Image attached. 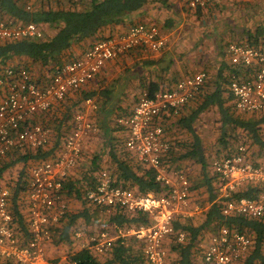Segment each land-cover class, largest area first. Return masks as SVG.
<instances>
[{
	"label": "built area",
	"instance_id": "2783aa9c",
	"mask_svg": "<svg viewBox=\"0 0 264 264\" xmlns=\"http://www.w3.org/2000/svg\"><path fill=\"white\" fill-rule=\"evenodd\" d=\"M190 9L206 8L214 0H175ZM240 2L248 0H237ZM36 0H27L26 10L33 11ZM42 29L33 22L19 23L0 16V40L40 38ZM167 39L155 25H132L125 33L95 42L79 57L60 65L49 77L39 81L27 69L6 68L0 73V158L14 152L45 148L52 143L50 129L36 123L35 116L51 109L66 96L89 83L107 61L132 49L139 48L157 54ZM232 65L249 69L244 75L233 72L229 91L238 111L259 113L264 116V44L253 47L236 42L226 49ZM206 74L203 71L178 80L171 89L158 90L149 96L142 92L132 106L115 117V123L124 137L123 147L141 166L155 172V180L165 191L139 193L116 185L111 174L102 169L97 180L84 190L85 199L95 206L110 210L124 208L130 212L147 213L151 224L136 226L114 233L103 229L89 235L86 245L95 254L111 250L118 235H132L143 241V264H168L165 242L173 233L175 218L189 219L202 211L191 202V182L183 170L167 169L166 161L171 142L163 122L167 115L179 116L183 106L201 89ZM81 109L73 113L67 127L61 132V143L51 158L31 162L27 169L20 207L27 223L28 237L23 242L13 230L10 211L11 189L0 185V264L11 259L16 264H48L47 246L53 229L67 211L63 186L69 172L80 159L86 143L96 131L89 116L97 110L94 98L82 101ZM250 153L240 144L232 155L214 158L216 201L223 215L264 216V165L250 161ZM258 184L262 192L256 198H235L234 193L246 184ZM81 231H75L76 238ZM184 239L179 233L178 241ZM251 239L234 228L220 226L208 237L202 250L201 264H236L247 253ZM51 264H77L67 257L57 258Z\"/></svg>",
	"mask_w": 264,
	"mask_h": 264
},
{
	"label": "trees",
	"instance_id": "16d2710c",
	"mask_svg": "<svg viewBox=\"0 0 264 264\" xmlns=\"http://www.w3.org/2000/svg\"><path fill=\"white\" fill-rule=\"evenodd\" d=\"M248 2L214 0L206 8L190 9L175 0H36L35 9L28 11L25 8L27 0H0L1 18H11L19 23L33 22L42 29L43 34L40 38L0 40V73L6 68L27 69L36 76L37 80H46L60 65L79 57L95 42L125 33L132 25L139 23L155 25L162 34L160 27L167 29L176 22L171 15L180 17L184 12L191 14L194 19L206 21L210 17L217 16L224 9L232 11L235 8L237 10V8L246 7ZM146 8L148 11H153L157 17H152L150 13L151 18L139 19L137 15ZM161 17L165 19L164 25H159ZM49 28L53 29L52 34L48 33ZM221 36L229 40L223 47L225 59L221 60L217 71L210 77L205 73L203 86L183 106L181 114L167 115L163 122L164 131L171 142V151L165 162L166 168L179 169L182 161L197 163L200 166L201 181L196 187H204L207 191V198L201 203L203 209L198 215L189 219L177 217L173 220L174 233L165 242L168 264H201L200 244L205 245L208 237L220 226L234 228L251 239L247 253L236 264H264V216L251 218L247 215L225 216L222 214L221 205L215 200L216 194L212 186L214 175L210 176L208 173V161L202 138L195 131V122L200 114L212 109L218 123L216 139L218 150L215 157L232 155L240 144H244L250 153V161L255 165H264V116L259 113L238 111L228 87L233 72L244 75L249 72V69L232 65L226 52L228 45L233 42L253 47L264 44V26L243 27L239 31L233 30L227 34L221 32ZM89 38L91 41L86 43L85 41ZM76 45L79 47V52L74 53L73 47ZM137 54L144 56V59L140 60L143 61V65L146 61H150L151 53L139 48L132 49L114 59L121 57L120 59L124 60V57H137ZM195 71H187L183 76L179 75L173 84L183 77L198 72ZM98 73L100 74V71ZM94 78L48 111L35 116L36 123L50 129L51 146L26 152H14L0 158V185L5 182L3 181L5 171L17 164L21 167L19 178L14 183L5 184L11 189L10 211L13 216V230L23 242L29 233L19 204V196L23 190L28 164L55 155L61 143V132L67 127L73 113L81 109L84 99L95 97L97 90H93L92 87ZM163 78L161 81L166 80L167 84L173 81L171 76L164 80ZM116 81L117 79L109 85L114 87ZM173 84L160 88L158 83L152 81L143 86L141 93L146 92L151 96L158 90L171 89ZM116 95L111 89H103L98 94L100 104L96 101L98 107L95 112V122L99 123L104 142L108 144L106 159L102 160L99 155H94L78 162L77 179L74 178V172L68 174L63 186L64 199L66 202L71 200L80 202L81 205L76 211L67 205L66 214L53 229L49 246L60 243L72 244V233L78 230V220L89 223L92 215L95 224L105 222L113 225L117 231L151 224L147 213L130 212L120 207H111L108 210L89 203L84 196L85 188L95 183L102 169H106L111 174L116 185L136 189L139 193L152 192L160 195L165 191V188L155 180V172L141 166L125 150L123 141L117 135V132L121 134L122 132H116L115 119L113 126L109 125L107 118L110 114H114ZM128 108L130 107H127L126 111ZM55 137L57 140H54ZM183 137L185 139H182ZM261 192L260 185L249 183L238 189L233 196L256 198ZM179 233L184 234L182 241L177 240ZM142 247L143 241L132 235L119 234L111 250L100 257L93 256L88 249L82 248L72 252L67 258L76 260L77 264H143ZM47 258L48 264H51L53 260ZM2 264L16 263L11 259H5L2 260Z\"/></svg>",
	"mask_w": 264,
	"mask_h": 264
},
{
	"label": "rangeland",
	"instance_id": "374dc122",
	"mask_svg": "<svg viewBox=\"0 0 264 264\" xmlns=\"http://www.w3.org/2000/svg\"><path fill=\"white\" fill-rule=\"evenodd\" d=\"M184 13V12H183ZM184 18H182V16L178 17L174 20L176 21L175 23L171 24L172 27L167 28L166 30L164 29V27H160L162 29V34L164 36L167 37V44H166V48L164 50H162L163 52L170 53V59H179V56H183L184 59L185 55L188 54L189 56L191 55L192 60H203L205 61V65L206 67L200 71H203L207 74L208 77L212 76L216 71L217 68L219 67L220 61L225 59V53H223V47L225 46V43L229 40L228 38L226 39L225 37L223 38L221 36V32H215L216 26L217 27H222V25H224L225 23H231L230 21L232 20L231 16H229V20L224 19L223 20V16L222 18H217L216 16L213 18H208L206 21L205 20H198V19H192V20H188L187 16H183ZM165 19L161 17V19L159 20L160 23L159 25H164V21ZM180 27H183L184 31L186 28L188 27H198V28H203L204 30L202 31V33H198L195 36H192L195 40H192L191 38H188V34L185 35H181L180 37ZM215 29H214V28ZM208 31V32H206ZM179 32V33H178ZM214 35V38H212V36ZM179 36V38H178ZM207 37V38H206ZM172 43L173 46H172ZM193 45V46H192ZM192 46V47H191ZM168 47H170V50L168 51ZM227 49V48H226ZM122 60V59H120ZM133 63H130L129 66L127 68H124V60L121 61V64L119 65V69H117V71L114 74V79H117V83L114 85V87L117 90H122V93L124 94V83H125V79L127 76L130 75V73H134L136 70L135 66H132ZM131 68V69H130ZM198 71V72H200ZM123 88V89H121ZM137 95H139V93H137L136 95H134L133 97L129 98L127 97V99H124V95L122 96V102H120L121 100H119L118 103H121L120 107L122 109H124V105L130 107V105H132L136 99H137ZM136 97V98H135ZM116 101H118V99H115ZM120 111V110H119ZM118 111V112H119ZM95 113H92L90 118H92V121L94 122L95 126H96V131L94 133H92V135H90L87 143H86V147L83 151L82 154V158L81 161L84 159H88L87 156L89 157H93L94 155H99V157H101V159L103 160L106 156L103 150L102 145H104L103 141V137H102V129L99 127V123L95 122ZM115 115L114 114H110L109 117L107 118V121L109 122V125L112 127L113 126V121L115 119ZM195 131L199 134V136L202 138V142H203V149L204 152L207 156V161H208V173L210 176L213 175V171L211 168V162L213 161L216 155V152L218 150V145L216 142L217 139V134H218V123L216 120V116H215V112L212 109H209L203 113L200 114L199 118L197 119V121L195 122ZM119 135V134H117ZM174 135V134H173ZM121 140L124 139V137H119ZM118 138V139H119ZM182 139H185L184 137ZM95 145V147H93L92 149L95 150V152H92V150L89 149V147H87V145ZM106 159V158H105ZM80 162V161H79ZM20 168V164L15 165L14 167H12V169L10 170V173L8 174H4L3 175V181L6 182L7 179H10L9 177L11 175H14L11 173V171L15 169V171H17L16 169ZM77 168V166L75 167V169ZM175 169V168H174ZM177 169V168H176ZM181 170H183V172L188 176L190 182H191V190L192 192L194 191V194L192 195V201L198 202V204L203 207V205L201 204L202 201L204 199L207 198V191L206 189L203 188H197L196 185L197 183H200L201 179H200V166L197 163H194L192 161H182L181 163V168H179ZM178 169V170H179ZM212 186L214 188V183L212 182ZM197 189V190H195ZM215 192V191H214ZM66 204L68 205V207L71 206V208L76 211L77 206H74L76 204V201L71 200L70 202L67 201ZM71 204V205H70ZM80 206V205H79ZM92 221H91V229H93L95 227V232L97 233L103 229H109L111 230L110 227L111 225L105 222H99L98 224H95L93 222V218L94 216H91ZM82 228V229H81ZM77 231H81L82 235L79 238H76L74 236V233H72L73 236V241H79L81 240L80 244H84L86 245L87 241H88V237L89 235H92L94 233L89 232L87 230V228H83L80 225H78V230ZM85 231V232H83ZM48 249V248H47ZM47 257H49V260H53L55 261L58 257L54 256L53 253H50L49 249L47 250ZM50 253V254H49ZM61 258V257H60Z\"/></svg>",
	"mask_w": 264,
	"mask_h": 264
},
{
	"label": "crops",
	"instance_id": "0c3cea01",
	"mask_svg": "<svg viewBox=\"0 0 264 264\" xmlns=\"http://www.w3.org/2000/svg\"><path fill=\"white\" fill-rule=\"evenodd\" d=\"M248 1H249L248 2L249 4H247L246 7L239 8V9L237 8V10L235 8L232 11H229V9H224L223 11L218 13L217 16H216L217 18H222L223 16H225V17H223V20L224 19L229 20L228 18H229V16H231L232 20L231 21L229 20L231 23H225L224 22V25H222L221 28L216 26V29H215L213 27L215 29V32L217 31V32H222V34H227V33H229L230 31H233V30H238L239 31L243 27L257 26V25H263L264 26V0H248ZM225 2H227V1H225ZM176 12H178V11L176 10ZM150 13H151L152 17H157V15L153 11H148L147 8L145 9V11L142 10V13L140 15H137V17L139 19L141 17H144V19H149V18H151ZM171 16L173 17L174 20L177 18V16H175V15H171ZM181 16H182V18H184L183 16H187L188 20H192L193 19V16L191 14L182 13ZM165 30H166V28H165ZM182 30H183V27H180V32ZM203 30L204 29L201 28V27L200 28H198V27H188L184 31L181 32L180 37H181V35L188 34V36H189L188 38H191L192 40H195L192 36H195L199 32L202 33ZM206 32H208V31H206ZM48 33L52 34L53 33V29L49 28ZM164 37H166V36H164ZM178 38H179V36H178ZM166 39H167V37H166ZM90 41H91V38H89L85 42L87 43V42H90ZM173 44L174 43H172V46H173ZM73 48H74V53L79 52V47L77 45L74 46ZM167 50L169 51L170 47H168ZM135 57H132V56L124 57V68L130 67L129 66L130 63H133L132 66L136 67L135 72L134 73H130V75L127 76L126 79H125L124 94L122 93V90H117L115 87H112V86L109 85L110 83H112V81L115 80L114 79V74L117 71V69H119V65L121 64V61H123V60H120L121 57L117 58V60L113 59V60L107 61L104 64V66L102 67V69L100 70V74L98 73L97 78L95 77L94 78L95 80H93V84H92L93 90L94 89L97 90V93H96V95L94 97V100L97 101L98 104H100V100H99L98 94H99V92L101 90H103V89H111V90H113V92L115 94H117L115 96V99H118V101H116V104H115V111H114V115L115 116L124 113L126 111L127 107H128V106L124 105V109H122L120 107L121 103H118L119 100H121L120 102H122V98H123L122 96L123 95H124V99H127V97L131 98L134 95H136L137 93H139V95H140L141 91L143 90V86H145L146 84H148L149 82H152V81H155L156 83H158L160 88L164 87V86H168L169 84H173L175 79L179 75L183 76L187 71H192V70H194V71L196 70L195 72H197V71H200V70H202V69H204L206 67L205 61L199 60V59L198 60H192L191 55L189 56L188 54L185 55L186 59H184L183 56H179V57H181V59H177V60L172 59L173 57L170 59V53L169 52L167 53V51L163 52V53H157V54L156 53L155 54L151 53V56L149 57L150 61H146L145 65H143V61L142 62L140 61L141 59H144L143 55L137 54V57L136 58ZM170 76L172 77L173 81H171L170 83L167 84V82H166V80H164V78L167 79ZM143 77H145V78L142 80ZM161 78H163L164 81H161ZM116 83H117V81H116ZM121 89H123V88H121ZM139 95H137L136 97L138 98ZM131 106L132 105H130V107ZM95 112L96 111L90 112L89 116H91V114L95 113ZM117 128H116V132L117 131H121V130H119ZM117 133L119 134L118 135L119 137H122V134L120 132H117ZM54 140H57V138L55 137ZM103 143H104V145H102V147H103V150H104V153H105L104 156H106L107 155V148H108L107 146H108V144L106 142H104V141H103ZM51 145H52V143L49 146H51ZM87 147H89V149L92 150V152H95V150L92 149L93 147H95V145H91V144L89 145L88 144ZM20 152H26V150L20 151ZM87 158H90V157L87 156ZM80 162H81V159H80ZM30 163L31 162H29V164ZM20 168L16 169L17 171H15V169H14V171L12 170L11 173L12 174L15 173V174L11 175L9 177L10 179H7L6 182H3L2 184L6 185L5 183H9V182H10V184L14 183L19 178ZM11 169L5 171L3 174L10 173ZM72 172L75 173L74 174L75 175L74 178L77 179L78 176H79L77 170L74 168V169H72L69 172V174L70 173L73 174ZM24 179H25V177H24ZM193 194H194V191L192 192V190H191V202H192V204H194V203L198 204V202L192 201V195ZM79 205H81L80 202L76 201V204L73 205V207L77 206V209H78ZM70 208H71V206H70ZM91 220H92V218L90 219L89 223H85L84 220L79 219L78 222H79V225L81 227H83L85 229L87 228V230L89 232L94 233L95 232V227L93 229L89 230L91 228V226H92L91 225ZM93 220H94V218H93ZM112 226L113 225H111L110 227H112ZM111 231L114 232V233H118L119 230L117 231L114 228V226H113L111 228ZM83 232H85V231H83ZM72 238H73V236H72ZM80 243H81V240L76 241V242L73 241L72 244L60 243V244L54 245V246L53 245H50V246L48 245L47 247L50 250L49 251L50 253H53L54 256L60 258V257H67L72 252L82 249ZM89 251H90V253L93 256H97V257L102 256V255L95 254L91 250H89Z\"/></svg>",
	"mask_w": 264,
	"mask_h": 264
}]
</instances>
